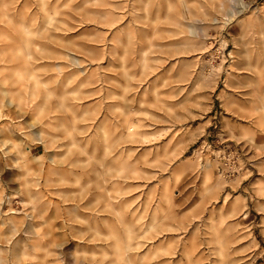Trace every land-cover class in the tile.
<instances>
[{"label":"rangeland","instance_id":"rangeland-1","mask_svg":"<svg viewBox=\"0 0 264 264\" xmlns=\"http://www.w3.org/2000/svg\"><path fill=\"white\" fill-rule=\"evenodd\" d=\"M245 4L0 0V261L264 264V0Z\"/></svg>","mask_w":264,"mask_h":264},{"label":"clouds","instance_id":"clouds-1","mask_svg":"<svg viewBox=\"0 0 264 264\" xmlns=\"http://www.w3.org/2000/svg\"><path fill=\"white\" fill-rule=\"evenodd\" d=\"M229 4L232 6L229 11V16H236L238 13H242L244 8L246 7L245 0H229ZM239 7L241 10L237 11L236 8ZM128 80L131 82L132 77H128ZM16 234V230L13 231V238ZM0 264H4V262L0 261Z\"/></svg>","mask_w":264,"mask_h":264},{"label":"bare ground","instance_id":"bare-ground-1","mask_svg":"<svg viewBox=\"0 0 264 264\" xmlns=\"http://www.w3.org/2000/svg\"><path fill=\"white\" fill-rule=\"evenodd\" d=\"M165 9H166V8H165ZM137 16H138V15H137ZM140 18H141V17H140ZM41 27H42V26H41ZM151 28H152V27H151ZM167 30H168V29H167ZM171 30H172V29H171ZM147 31H148V30H147ZM147 31H146V32H147ZM177 41H178V40H177ZM172 42H173V41H172ZM142 44H143V43H142ZM31 55H32V54H31ZM33 56L35 57V55H33ZM36 57H37V56H36ZM35 59H37V58H35ZM24 61H25V60H24ZM78 61H80V59H79ZM10 62H11V61H10ZM17 62H18V61H17ZM22 62H23V60H22ZM30 62H31V61H30ZM81 62H82V61H81ZM15 63H16V61H15ZM70 63H71V62H70ZM75 63H76V62H75ZM5 64H7V62H6ZM9 64H12V63H9ZM23 64H24V63H23ZM0 65H1V63H0ZM7 65H8V64H7ZM12 65H13V64H12ZM19 65H20V63H19ZM19 65H17V67H18ZM9 66H11V65H9ZM15 67H16V65H15ZM5 68L8 69V67H5ZM11 68H13V66H12ZM16 69H17V68H16ZM60 69H63V67L60 68ZM0 70H1V69H0ZM13 70H14V69H13ZM13 70H12V71H13ZM1 71H2V70H1ZM1 71H0V72H1ZM61 71H62V70H61ZM61 71H60V72H61ZM14 72H15V71H14ZM72 72H73V70H72ZM72 72H71V73H72ZM64 73H65V72H64ZM2 74H3V73H2ZM5 74H7V73H5ZM11 74H12V72H11ZM11 74H10V76H11ZM15 74H16V72H15ZM15 74H14V75H15ZM8 75H9V74H8ZM11 77H13V76H11ZM86 77H87V76H86ZM13 78H14V77H13ZM40 78H41V77H40ZM59 79H60V78H59ZM41 80H42V79H41ZM45 80H46V79H45ZM7 85H8V84H7ZM260 91H261V90H260ZM262 93H263V92H262ZM263 100H264V99H263ZM34 102H35V101H34ZM31 104H32V103H31ZM51 106H52V105H51ZM262 106H263V108H264V103H263ZM44 112H45V111H44ZM26 113H27V112H26ZM39 122H40V121H39ZM11 129H12V128H11ZM12 130H13V129H12ZM7 136H8V135H7ZM11 136H13V135H11ZM8 137H9V136H8ZM9 139H10V138H9ZM1 143H2V142H1ZM67 228H69V227H67ZM21 257H22V256H21Z\"/></svg>","mask_w":264,"mask_h":264}]
</instances>
